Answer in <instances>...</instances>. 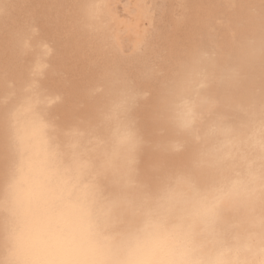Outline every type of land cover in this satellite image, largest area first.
<instances>
[{"label":"clouds","instance_id":"1","mask_svg":"<svg viewBox=\"0 0 264 264\" xmlns=\"http://www.w3.org/2000/svg\"><path fill=\"white\" fill-rule=\"evenodd\" d=\"M140 56L143 83L105 71L63 111L47 65L0 82V264H264V68Z\"/></svg>","mask_w":264,"mask_h":264},{"label":"bare ground","instance_id":"2","mask_svg":"<svg viewBox=\"0 0 264 264\" xmlns=\"http://www.w3.org/2000/svg\"><path fill=\"white\" fill-rule=\"evenodd\" d=\"M95 3L97 17L86 31L80 0H0V82L18 83L26 66L47 65L45 85L63 94V111L105 71L126 70L143 83L141 53L173 57L199 43L257 73L264 68V0ZM137 115L150 131L151 100L141 102Z\"/></svg>","mask_w":264,"mask_h":264},{"label":"snow or ice","instance_id":"3","mask_svg":"<svg viewBox=\"0 0 264 264\" xmlns=\"http://www.w3.org/2000/svg\"><path fill=\"white\" fill-rule=\"evenodd\" d=\"M25 45L29 47L28 41H25Z\"/></svg>","mask_w":264,"mask_h":264}]
</instances>
